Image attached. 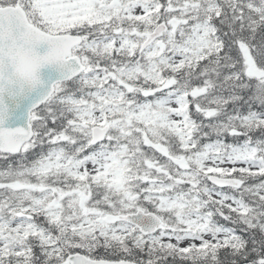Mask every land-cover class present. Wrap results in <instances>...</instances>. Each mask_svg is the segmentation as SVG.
<instances>
[{
    "label": "snow or ice",
    "instance_id": "snow-or-ice-1",
    "mask_svg": "<svg viewBox=\"0 0 264 264\" xmlns=\"http://www.w3.org/2000/svg\"><path fill=\"white\" fill-rule=\"evenodd\" d=\"M0 264H264V0H0Z\"/></svg>",
    "mask_w": 264,
    "mask_h": 264
}]
</instances>
